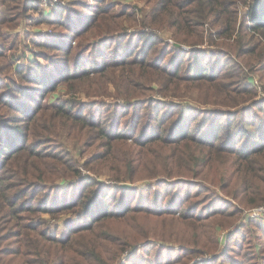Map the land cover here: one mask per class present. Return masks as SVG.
I'll return each mask as SVG.
<instances>
[{
    "label": "trees",
    "instance_id": "1",
    "mask_svg": "<svg viewBox=\"0 0 264 264\" xmlns=\"http://www.w3.org/2000/svg\"><path fill=\"white\" fill-rule=\"evenodd\" d=\"M8 1L0 0L5 11L0 16V41L9 38L3 27L16 21ZM30 1L25 0L27 7ZM146 2L149 9L141 23L149 30L135 34L124 27L126 21L135 20L133 14L117 11L112 0H94L93 8L82 1L70 4L61 23L67 26L65 36L72 37L77 47L62 50L65 59L56 62L43 54L49 71L32 64L27 73H14L22 75V82L32 90L24 94V99L30 95L28 100L17 96L21 86L0 84V107L17 111L12 116L5 113L16 125L0 131V264H113L101 248L105 241L116 243L112 233L97 237L98 243L90 227L61 239L52 232L49 219L77 214L92 218L96 226L123 220L136 231L146 219L166 222L172 215L136 204L139 182L161 176L166 180L216 171L221 189L241 206L264 202V99H257L252 78L241 79L244 67L238 65L242 62L264 78V0ZM73 6L88 12H76ZM163 31L171 36L170 44L159 43ZM108 38L117 42V54L104 52L102 64L81 68L78 59L71 60L74 48L78 55L85 43L91 42L92 48ZM130 38L139 39L138 43ZM206 43L213 48H201ZM182 46L191 49L185 54ZM44 48L53 49L51 44ZM211 49L230 65L220 75H209L208 68L200 71L196 65H203L200 55ZM169 56L182 61L167 66ZM0 57L6 59L1 46ZM185 57H191L187 64ZM59 63L76 69L62 74L53 66ZM98 83L101 92L92 91L95 97L110 95L107 86L114 87L108 117L98 110L92 115L79 112L75 101H43L62 85L86 92ZM37 91L43 92L40 100H35ZM153 93L172 101L156 99ZM194 93L195 105L216 110L199 117L191 114L192 108L186 112L183 103ZM15 101H20L19 106ZM5 119L0 116V125ZM69 140L80 143L81 152L90 153L85 162L67 146ZM82 167L89 173L83 174ZM99 176L111 177L113 187ZM208 181L216 183L214 178ZM158 197L148 198L149 202ZM182 220L214 233L215 220L214 225L200 216L185 215ZM79 235L82 241L75 238Z\"/></svg>",
    "mask_w": 264,
    "mask_h": 264
},
{
    "label": "rangeland",
    "instance_id": "2",
    "mask_svg": "<svg viewBox=\"0 0 264 264\" xmlns=\"http://www.w3.org/2000/svg\"><path fill=\"white\" fill-rule=\"evenodd\" d=\"M79 1L87 2L89 8L95 6L94 0H31L28 7L25 4V0L8 1L12 8V18L16 21L2 29L9 38L0 41V46L4 47L6 51V59L0 57V84L12 82L17 86H21V91L17 92V96L24 99V94L33 92L27 89L29 85L26 86L22 82V75L20 77L14 76V73L16 75L18 72L27 73L30 70L29 66L32 64L35 67L48 70L50 65L45 55L56 62L60 61V59H65L62 50L71 46L77 47V43L72 37L65 36L68 30L67 26L61 23V20L62 16L63 18L66 17L64 9L70 4L78 3ZM112 2L115 5V9L120 13L129 12L135 17L134 21H126L124 23V27L129 33L135 34L139 31L149 30L147 29L148 27L143 26L141 23L144 12L149 9L146 0H112ZM72 8L76 12H88V10H84V7L73 6ZM245 11L246 8L242 10V12ZM4 12V7L1 6V17ZM73 16H76V14H73ZM160 36V44H170L172 42L168 32L163 31ZM138 40L129 39L133 44L138 43ZM48 44H51L52 50L44 48ZM85 44L86 47L78 55V49L74 48L71 56V60L78 59L81 68L91 67L93 63L102 64L99 60L102 59L104 52L112 54L115 46H118L117 42L115 43L114 40L109 38L108 40L102 39V42L92 48H90L91 42ZM208 46L213 48L209 43H206L201 48L207 50ZM198 47L200 48V46ZM182 48L185 50V54L187 53L186 51L191 49L189 46H182ZM211 50L212 52L209 53L205 51L201 53L203 65H196L200 68V71L208 68L207 74L209 75H220L230 65L227 61L220 59L222 57L218 55L216 49ZM214 51H216V54ZM113 52L117 54V49ZM109 56L112 58V55ZM181 59H172L169 56L165 63L168 64L167 66H172L173 63L182 61ZM189 59L191 57H185V64L188 63ZM7 62L10 63L11 69H7ZM238 65L244 67L240 74L241 79L247 75L252 78V84L259 92L257 93V99L263 100L264 90L262 87L264 86V78L257 71L249 70L250 67L244 66V63L241 62ZM53 66L56 70L59 69L62 74H67L68 71L76 69L73 65L69 67L61 63L58 66ZM258 69L259 66L254 68V70ZM240 83L243 84L244 81L241 80ZM76 91L71 90L68 85H62L55 93L48 94L43 101L52 102L51 104L75 101L78 106L76 110L79 112L85 111L86 114L92 115L94 114L93 110H98L102 113V116H110L109 113H106V109L114 102L109 97L112 94L111 92H114L112 85L107 86V91L110 95H101L100 97L93 96L92 91L100 94L101 83L94 85L93 90L90 89L86 92L84 90L81 92L79 90ZM41 94L43 92H35V100H40L37 97L42 96ZM195 94H192L183 103L186 112L192 108L194 111L191 114L199 117L203 115L202 112L207 113L208 110H216V107L195 105L193 102ZM28 96H25L24 100H28L30 98ZM153 97L165 100L166 103L170 100L172 101V99L163 98L157 94ZM174 100L177 101L175 98ZM95 102L106 106L97 105ZM163 103H160V106H163ZM19 104L20 101H15L16 107ZM122 111L123 109H120L118 113ZM5 113L12 116L17 114V111H9L4 106L0 107V116L6 118L5 122L0 125L1 132L6 129V126L16 125L15 121H12L11 117L9 119ZM220 114H217V116ZM28 143H31V140ZM23 144L24 142H21L19 145ZM67 146L76 153L81 163L89 158L90 153L81 152L80 143L75 145L69 140L67 141ZM81 169L83 174L89 173L85 168L82 167ZM218 177V172L210 173L205 170L202 175L167 178L166 180H163L164 178L161 176L157 180H152V182L149 180L139 182V185L136 186V189L139 190L136 204L143 203L144 210H155L158 213L164 212L172 215V217H169L166 222L156 218L146 219L145 222L139 224L138 231L132 229L123 220L102 222L96 226L92 218H82L77 214L60 216L59 220L51 219L46 215H42V218H50L49 220H51L53 225L50 224L49 227L52 228L54 235L61 239L65 238L67 234H75L77 230L90 227H94L92 231L93 238L98 243L101 241L97 237L104 238L107 233H112L114 237H111V240H115L116 243H110V240L105 241L102 243L101 248L105 252L103 253L104 256L114 259L113 264H182L177 263L178 260L184 262V264H264V218L262 220L249 217L252 210L264 207V202L256 205L241 206L238 201L226 196L220 187L221 182ZM98 178L113 187L114 180L111 177L107 179L105 176H99ZM208 178L216 179V183L211 184ZM156 194L159 197L150 203L148 198L154 197ZM185 215L200 216L204 223H212L213 225L215 220L216 225L213 230L214 233L216 230V233L214 234L210 228L205 226L196 228L191 223L183 221L182 217ZM67 225L69 228L65 227ZM138 233L140 237H137ZM82 236L79 235L75 238L82 241ZM246 237L247 239H245Z\"/></svg>",
    "mask_w": 264,
    "mask_h": 264
},
{
    "label": "built area",
    "instance_id": "3",
    "mask_svg": "<svg viewBox=\"0 0 264 264\" xmlns=\"http://www.w3.org/2000/svg\"><path fill=\"white\" fill-rule=\"evenodd\" d=\"M249 217L258 219L264 218V207H259L257 210H252L249 214Z\"/></svg>",
    "mask_w": 264,
    "mask_h": 264
}]
</instances>
